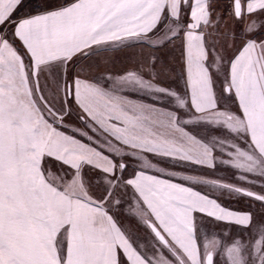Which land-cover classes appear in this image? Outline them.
<instances>
[{"label": "snow or ice", "instance_id": "1", "mask_svg": "<svg viewBox=\"0 0 264 264\" xmlns=\"http://www.w3.org/2000/svg\"><path fill=\"white\" fill-rule=\"evenodd\" d=\"M0 264H264V0H0Z\"/></svg>", "mask_w": 264, "mask_h": 264}, {"label": "rangeland", "instance_id": "2", "mask_svg": "<svg viewBox=\"0 0 264 264\" xmlns=\"http://www.w3.org/2000/svg\"><path fill=\"white\" fill-rule=\"evenodd\" d=\"M175 171H182V168H175L173 169ZM216 175L218 176H223L224 173L220 172V173H216ZM225 203L229 204L230 206L232 207H235V208H246L247 207V202L244 201V200H240V201H236V200H225L224 201Z\"/></svg>", "mask_w": 264, "mask_h": 264}, {"label": "crops", "instance_id": "3", "mask_svg": "<svg viewBox=\"0 0 264 264\" xmlns=\"http://www.w3.org/2000/svg\"><path fill=\"white\" fill-rule=\"evenodd\" d=\"M117 67H119V65H117Z\"/></svg>", "mask_w": 264, "mask_h": 264}]
</instances>
